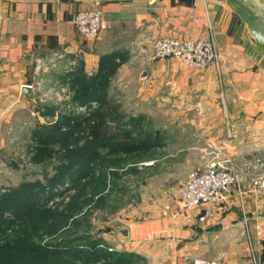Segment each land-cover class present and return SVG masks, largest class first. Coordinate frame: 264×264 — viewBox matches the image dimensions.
Segmentation results:
<instances>
[{"label":"crops","instance_id":"1","mask_svg":"<svg viewBox=\"0 0 264 264\" xmlns=\"http://www.w3.org/2000/svg\"><path fill=\"white\" fill-rule=\"evenodd\" d=\"M99 1L105 28L89 38L76 32L72 19L93 0H0V118L30 106L20 94L21 86L30 85L35 93L37 79L52 89L51 84L60 78L70 81L79 69L90 76L101 55L117 51L124 59L114 77L139 66L138 74L146 72L139 79V94L167 84L169 123L187 130L182 138L191 148L201 145L197 148L204 161L207 153L217 152L243 177L241 197L231 188L225 201L210 206L213 215L207 223H198L194 211L143 223L140 236L128 228L125 249L140 257L136 264L153 251L160 264L177 255L216 258L218 264H252L251 254L264 264V163L253 164L264 154V47L249 34L241 9L261 10L264 16V0ZM207 20L221 58L219 74L212 66L197 69L172 58L149 60L139 53L140 47L160 36L201 37ZM36 60L45 66L38 74ZM255 180L260 185H252ZM169 192L177 196L174 186L165 189ZM242 215L248 237L240 235ZM217 224L219 229L206 231ZM157 235L164 239L158 249L150 248V237ZM211 242L216 245L207 246ZM203 243L206 249H199Z\"/></svg>","mask_w":264,"mask_h":264},{"label":"rangeland","instance_id":"2","mask_svg":"<svg viewBox=\"0 0 264 264\" xmlns=\"http://www.w3.org/2000/svg\"><path fill=\"white\" fill-rule=\"evenodd\" d=\"M139 70L138 66L132 73L116 77L114 71L105 95L83 103L73 101L68 77L51 84L52 89L42 81L30 106L0 118V194L27 182L39 196L19 197L4 216L13 219L18 228L21 222H29L27 211L37 207L49 210L45 224L54 226V213H67L70 200V208L79 206L54 231H47L46 226L31 230L27 223L22 232L27 244L35 241L51 254L41 259L26 254L28 264L109 263L97 249L127 251L129 239L124 240L118 229H133L140 236L138 227L141 230L143 223L155 224L162 218V205L178 196L188 170L203 165L197 148L201 145L191 148L182 138L187 130L169 123L167 84L139 94ZM62 117H70L69 125L74 117L80 125L68 134L55 133L50 127ZM59 130L66 131L67 124H61ZM41 147L50 149L51 158L35 162L32 156ZM69 154L73 161L64 160ZM60 171L62 177L54 176ZM169 186L177 190L176 197L165 193ZM77 193L78 198L73 199ZM161 239L151 236L148 245L158 249ZM203 245L199 249H206ZM141 260L140 264L155 263L154 251ZM166 260L165 264L172 262V258Z\"/></svg>","mask_w":264,"mask_h":264},{"label":"built area","instance_id":"3","mask_svg":"<svg viewBox=\"0 0 264 264\" xmlns=\"http://www.w3.org/2000/svg\"><path fill=\"white\" fill-rule=\"evenodd\" d=\"M72 21L79 35L89 38L96 37L105 28L100 1L93 0L91 7L78 9ZM139 53L149 60L172 58L184 66L197 69L212 66L217 74L220 73L221 58L212 24L208 20L206 21V33L201 37L160 36L152 40L149 46L140 47ZM44 70L43 63L36 60L34 72ZM40 84V79L35 80L36 86ZM40 89L38 91H41ZM43 93L41 96L47 95ZM207 155L203 165L192 169L186 179L180 183L178 196L162 205L160 210L162 217L174 219L194 211L196 221L205 224L213 215L210 206L225 201L231 188L234 189L238 198L241 197L240 185L243 177L230 168L227 158L219 156L217 152H209ZM263 163L264 154L253 159L254 166H262ZM252 185H260V181H253ZM241 223L243 229L240 235L248 237L245 227L246 218L243 215ZM250 257L252 264H260L252 254ZM171 264H218V260L202 256L177 255L172 259Z\"/></svg>","mask_w":264,"mask_h":264},{"label":"trees","instance_id":"4","mask_svg":"<svg viewBox=\"0 0 264 264\" xmlns=\"http://www.w3.org/2000/svg\"><path fill=\"white\" fill-rule=\"evenodd\" d=\"M123 59L122 55L117 51L110 52L99 57L97 68L90 76L86 77L79 69L77 74H75L69 81L70 86L72 87L71 89L73 90V101L83 103L91 99H97L98 96L102 97L105 95L108 78L114 73L116 67L123 61ZM99 117H102V115H99ZM69 119L70 117H62L59 121L57 120L58 122L53 123L50 128L54 129L55 133L68 134L70 129L77 128L81 122L76 121V118L72 117L71 119L73 120V123L69 125ZM61 124H67L66 131L59 132ZM41 142L42 145H47L46 141ZM49 155H51L50 149L47 147H41L35 150L32 157L35 162H42L44 159H50L51 157H49ZM64 160L73 161L74 157L69 154ZM84 160L86 161L85 157ZM62 175L63 174L61 173L60 175L55 174L54 176H58L57 178H60ZM38 188L41 187L39 186ZM35 190L36 189L33 190L31 184L21 182L16 187L8 190L5 194H0V264H28V260L25 256L26 254L30 257L39 259L51 255L47 251L43 250L44 247L40 246V244L35 241L28 242L27 244V240L24 236H22V232L25 228H27V223L31 230L41 229L46 226L47 231H54L59 225V222H65L74 209L79 208L77 204L73 208H70V200L69 203H67V206L69 205L67 213H54L57 220L56 224L53 226L45 224V220L50 213L49 210H41L36 207L27 211L26 216L30 215V218L28 219L29 222H21V226L17 228L15 221L5 217L4 213L10 209V204L19 197H39L35 196ZM78 196L79 195L77 193L73 199H77ZM6 230H9V233H7ZM97 250L98 251L96 253L98 255L104 256L107 261L114 264H136V261L139 260V256L132 251L111 250V252H100L102 251L101 249ZM20 256H23L24 258L21 259ZM110 262L106 264H111Z\"/></svg>","mask_w":264,"mask_h":264},{"label":"water","instance_id":"5","mask_svg":"<svg viewBox=\"0 0 264 264\" xmlns=\"http://www.w3.org/2000/svg\"><path fill=\"white\" fill-rule=\"evenodd\" d=\"M244 1V0H243ZM242 9V21L245 23L249 34L254 38V40L263 45L264 47V16L261 14V10L258 13H254L251 10L246 9L241 6ZM146 75L145 71L139 74V79H143ZM33 89L30 85H23L20 88V94L27 100H31L33 97ZM220 228V225H212L206 228V231H214ZM120 236L126 240L127 239V229H118Z\"/></svg>","mask_w":264,"mask_h":264}]
</instances>
